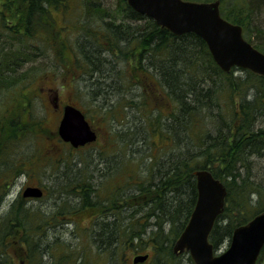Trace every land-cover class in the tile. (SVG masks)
<instances>
[{"label": "trees", "instance_id": "16d2710c", "mask_svg": "<svg viewBox=\"0 0 264 264\" xmlns=\"http://www.w3.org/2000/svg\"><path fill=\"white\" fill-rule=\"evenodd\" d=\"M51 6L67 10L70 0H0V36L12 40L7 45L0 39V62L5 68L11 57L24 62L29 60L25 55L29 46L42 50L47 44L60 66L55 80L56 75L63 78L71 70L77 91L86 98L87 108L81 109L88 121L105 124L107 141L118 138L122 146L118 156L98 145L90 147L85 158L61 160L71 168L68 174L62 170V178L69 176L70 196L76 199V206L71 207L94 215L88 218V258L83 246L75 250V260L100 264L91 255L104 254V264H118L124 249L140 252L148 245L155 264H178L181 258L193 264L188 253H176L172 246L196 201L193 172L197 169H208L226 189L224 206L209 234L213 249H220L235 227L264 210V75L240 67L224 72L200 36L194 32L175 35L133 10L126 0H117L111 8L99 0H81L76 11L82 15L71 42L57 35L51 46L48 33L39 27L42 19L48 22ZM219 10L225 19L239 24L244 38L264 53V0H219ZM11 12L15 13L13 23L7 17ZM34 72L25 73L26 80L12 101L13 108L20 105L16 124L27 119L28 111L23 113L22 108L41 91L27 87ZM62 86L53 84L48 89L60 92ZM5 117L0 111V123ZM135 142L147 160H132L129 151ZM117 157L126 160L119 164ZM56 159L51 157L50 164ZM90 163L96 167L89 169ZM126 168H132V183L121 185ZM110 177L116 182L109 186ZM58 178L49 186L60 192L59 184L55 185ZM17 202L10 208L14 222L9 223L23 236L10 235L11 227L6 225L7 236L2 237L7 240L0 244L24 246V264H33V253L40 264L41 252L50 242L42 244L37 235L43 232L39 223L50 221L48 213L37 214L23 201ZM67 256L62 251L59 260ZM263 256L264 245L256 264H261ZM54 258L52 264H62Z\"/></svg>", "mask_w": 264, "mask_h": 264}, {"label": "rangeland", "instance_id": "374dc122", "mask_svg": "<svg viewBox=\"0 0 264 264\" xmlns=\"http://www.w3.org/2000/svg\"><path fill=\"white\" fill-rule=\"evenodd\" d=\"M99 1L101 5L111 8V5L116 3L117 0ZM80 3L81 0H70V8L67 10L61 8L55 9L51 6L48 14V22L45 19H42L39 22L41 25L39 26L40 29L48 33L49 39L52 42L51 46L56 44L57 35L63 36L66 39V42H71V37H73L72 35L75 34L76 31L74 26L77 22V18L82 15L80 11H76V8ZM19 13H22V11ZM8 15V21L13 23L15 21V13L11 12ZM43 17H45V15H43ZM18 18L20 20V14ZM0 39L7 45L12 42L9 36H0ZM33 40V42L36 41V39ZM41 45L42 44L39 46L42 47ZM43 45L46 49H43L42 47V50H40V48L39 50H36L30 48V46L26 49L25 55L29 57V60H26L27 62H22L23 60L19 59L21 57H16V59L19 60L12 58L13 61L10 63L8 62L6 68L4 64L0 62V111L6 114L5 121L1 120L2 123H0V196L3 195L0 207V241L7 240L2 237L7 236L4 228L6 225L13 224L9 222H14L12 221L11 214L14 212L10 210L13 204L10 203L14 200L17 192L23 189L22 185L25 182L41 185L44 187L45 195L41 198L35 199V201L32 200L29 203L24 202L26 207L35 210L37 214H39V212H45L46 214L48 213L46 216H49L50 221H48V223L45 219H43V222L39 223L42 225L43 232L37 235V240L42 244L50 242V246H46V250L41 252L42 258L40 260L42 263L40 264H52L55 259L54 256L57 259V263L62 261L61 259L59 260L62 251L68 255L62 261V264H65V261L67 264H72L73 262L75 264H85L80 259L75 260V254H77L75 253V250L78 249V247L85 246L86 249L84 253L86 252V259L88 258V231L90 232L91 230L88 229L90 222L88 218L93 217L94 215H87L86 210L79 211L71 207L76 204L74 202L76 199H74V196H70L71 193H69L70 191L67 188L70 184L69 176L65 174L66 176L64 175L62 178V170L66 171L68 174L71 168L68 164L67 167L63 165L61 160L64 159L66 160V163H68L73 156L77 159L78 157L85 158L84 153L91 150L90 147L98 145H104L107 152H112L118 156V152L120 151L119 148L122 146L119 145L118 138H115V141L113 142L107 141V127L105 124L99 123L95 119L92 121L91 125L97 132L98 142H95L96 144H89L85 147L73 149L68 143L65 144L61 140H58V115L56 114L54 118L55 112L49 108L50 105H48V101L56 100L57 97L58 103L61 102V104H63L71 102L79 106L80 109L84 107L86 110V98L82 93L77 91V82L72 80L71 70H67L66 75L69 74L63 78L56 75L55 80V72L56 70H60V66L54 61L52 48L50 49L46 46L47 44ZM14 46L12 45V47ZM66 49H68L67 53L69 58H72V53L70 52L69 47L67 46ZM1 56L3 55H0V57ZM9 59L10 58H8V61ZM29 67L32 69L24 72V69ZM35 68H37L36 71ZM43 71H45L44 74H42ZM32 72H34V79L27 85V87L29 89H35V92L36 87H40L41 91H39L40 93L37 94L28 107L25 106L22 108L23 113L28 111V113H26L27 119L16 124L14 122L19 119L17 116V110H20V105H17V108H13L14 104L12 101H14L16 91H19L17 88L26 80L25 73L29 74ZM59 83L63 86L54 98V96L48 93V86H52L53 84L58 85ZM5 92H8V96L5 95L7 98L4 97ZM2 102L5 104H1ZM61 104H57L58 108L62 107ZM44 105L47 107L45 108ZM56 113H58V110ZM88 116L91 118L90 113H88ZM137 143L138 142H135L136 146L129 151V153L133 155L132 160H147V157L144 156L146 152L138 150L141 147L139 143ZM125 152L128 151L125 150ZM54 156H56L57 159L53 164H50V158ZM116 159L119 160V164L126 160L125 157L122 160L118 159V157ZM260 163H262V161L259 162V164ZM90 164L89 169L96 167L94 163ZM131 167H134L133 162ZM132 168L123 169L126 171V175H123L121 178V185L125 184L127 181L132 183L131 175L129 174V172H132L130 170ZM17 172L20 173L16 176ZM262 172H264V169H262ZM56 176H59L57 179L59 181H56L55 185L59 184L57 187L60 189V192L49 186L52 181H55L53 179H55ZM108 182L109 186L113 185L116 182V178L110 177ZM57 187H55V189H57ZM51 223H56L57 225L52 226ZM48 224L50 225L45 231L44 228ZM11 225L12 233L10 235L16 234L19 237H21V235L23 236L21 230L14 228L16 229L15 231ZM227 244L228 241H226L220 249H224ZM124 250L125 251H122L123 254L121 256L122 260L119 258L118 264H155L153 252L148 245L140 252H136L132 248H126ZM23 251H25L24 246L18 247L14 245L6 246L0 244V261L2 264H8L11 262H15L14 264H24V261H27V259L23 257ZM90 251H92V249H90ZM145 253L149 255L147 259H144V261H133V258L136 255ZM181 253L187 252L184 251ZM91 256L93 261L96 260L100 262V264L107 262L104 254L101 256ZM182 257H185V255ZM21 258H23L24 261ZM37 260L39 261L37 253H33L32 263L37 264ZM178 264H188V262L181 258ZM261 264H264V256L262 257Z\"/></svg>", "mask_w": 264, "mask_h": 264}, {"label": "water", "instance_id": "95a60500", "mask_svg": "<svg viewBox=\"0 0 264 264\" xmlns=\"http://www.w3.org/2000/svg\"><path fill=\"white\" fill-rule=\"evenodd\" d=\"M135 11L145 14L173 34L194 32L200 36L216 64L224 71L232 66L247 68L264 75V53L242 36L241 26L220 15L219 0H126ZM58 134L73 147L96 139L84 114L72 104L63 107ZM197 197L189 219L175 240V251L187 250L194 264H255L264 245V211L246 224L234 228L228 246L215 253L209 233L221 212L226 194L225 186L208 169H197ZM39 187L28 186L24 196H40ZM147 254L136 255L134 261H144Z\"/></svg>", "mask_w": 264, "mask_h": 264}, {"label": "flooded vegetation", "instance_id": "af4514ba", "mask_svg": "<svg viewBox=\"0 0 264 264\" xmlns=\"http://www.w3.org/2000/svg\"><path fill=\"white\" fill-rule=\"evenodd\" d=\"M47 101V100H46ZM57 104H61V102H59L58 103V100L56 101V100H50V101H48V105H50V109L52 110V111H54L55 113H54V118H55V116H56V114L58 115V121H59V119H60V117H61V114H62V107H60V108H58V106H57ZM61 105H63V104H61ZM44 107H45V105H44ZM47 107V106H46ZM45 107V108H46ZM57 110H58V113H56L57 112ZM55 127V126H54ZM20 172H17V174H16V176L19 174ZM12 177V176H11ZM8 185V184H7ZM35 185H37V184H31V183H28V182H25L23 185H22V187L24 188L25 186H35ZM42 189H43V194H44V188H43V186H41V185H39ZM22 190L21 191H18L17 192V194H16V196H15V198H14V200L13 201H11V203L10 204H12V203H14V202H17V203H21L22 201H23V203L25 202V203H29L30 201H35V199L36 198H33V197H31V196H26V197H24L23 195H22ZM1 200H3V195H1L0 196V207H1ZM15 262H11V263H8V264H14ZM0 264H2V262L0 261ZM4 264H6V263H4Z\"/></svg>", "mask_w": 264, "mask_h": 264}, {"label": "bare ground", "instance_id": "6f19581e", "mask_svg": "<svg viewBox=\"0 0 264 264\" xmlns=\"http://www.w3.org/2000/svg\"><path fill=\"white\" fill-rule=\"evenodd\" d=\"M12 58H13V59H15V57H11V58H10V59H11V61H13V59H12Z\"/></svg>", "mask_w": 264, "mask_h": 264}]
</instances>
